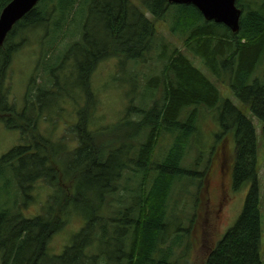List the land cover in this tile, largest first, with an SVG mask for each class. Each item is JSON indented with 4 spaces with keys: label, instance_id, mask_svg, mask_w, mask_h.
Wrapping results in <instances>:
<instances>
[{
    "label": "trees",
    "instance_id": "obj_1",
    "mask_svg": "<svg viewBox=\"0 0 264 264\" xmlns=\"http://www.w3.org/2000/svg\"><path fill=\"white\" fill-rule=\"evenodd\" d=\"M11 1L0 0V14ZM107 1L38 0L14 24L0 47V122L8 130L17 131L20 137V143L0 157V176H14L0 191L9 188L11 183L15 190L13 206L0 205V264H105L101 262L104 255L101 247L120 242L121 247L123 244L126 247V252L121 254L125 264H157L159 256L168 259L170 254L160 249L159 244L167 228L169 200L176 184L189 173L184 165L185 155L203 109L216 110L220 126L224 132L230 131L234 142V190L248 182L251 184L241 215L211 250L205 264H262L254 126L231 102L221 103L216 84L184 53L198 58L216 81L223 78L230 81L233 94L249 105L260 123L264 152V73L263 81L255 74L264 60V0H236L241 15L235 33L222 24L206 21L191 4L141 0L143 11L129 0ZM84 8L87 9L84 15L90 18L96 15L99 25L96 33L88 29L83 34V37H94L88 48L84 47V40L71 38L76 36L78 23L81 31L87 23L77 19ZM146 12L153 21L146 18ZM84 15L82 19L86 18ZM155 22L166 24L171 38L179 41L182 49L166 42L158 34ZM34 33L38 62L46 77L37 86L35 76L30 78L24 108L18 111L9 102L10 91L5 84L11 59L32 40ZM102 33L108 43L103 54L96 56L100 46L96 43L102 38L96 37ZM109 54L116 56L120 64L130 62L134 66L145 64L147 54L156 56L155 62L161 71L148 77L145 84L150 89V97L160 91V101L149 108L145 104L136 107L134 113L141 115L138 121L127 118L132 106L114 125L91 131L90 119L96 102L89 78L100 59ZM70 55L75 62L71 61L73 71L68 76L76 73V80L82 78L79 89L84 97V107L77 110L75 122L68 121L69 131L78 143L73 150L64 138L58 142L44 141L37 128L44 110L52 111L50 116H45L52 121L60 115L55 109L59 95L67 92L64 84L68 83L60 76L52 80L47 75H54L60 64L64 67ZM70 77L69 83L75 79ZM130 79L138 82L135 75ZM116 80L124 81L122 76ZM50 81L61 91L59 95L50 92ZM162 146H167L163 154ZM61 155L71 159L59 171ZM202 174L203 177L197 176L201 177L199 188L207 195L209 180L205 172ZM45 177L57 188L53 196L55 209L50 208L48 217L22 218L16 206L21 200L22 203L27 200L32 184ZM120 180H124L123 186L118 183ZM131 180L136 183L133 189L128 186ZM116 187L121 188L118 192L125 193V197L131 195L130 199L123 197L124 202L123 198H114L118 193L114 191ZM116 203L120 208L118 215L105 218L103 213L108 208L116 210ZM69 207L86 213L84 226L72 236L71 244L60 255L50 254L48 241L64 227V214ZM109 222L114 223L112 234H109ZM93 246H98L100 252L90 253L88 250Z\"/></svg>",
    "mask_w": 264,
    "mask_h": 264
},
{
    "label": "rangeland",
    "instance_id": "obj_2",
    "mask_svg": "<svg viewBox=\"0 0 264 264\" xmlns=\"http://www.w3.org/2000/svg\"><path fill=\"white\" fill-rule=\"evenodd\" d=\"M129 1L136 8L142 7V10L145 11V8L140 6L141 0ZM107 2L108 1L105 0V3ZM85 11H87L86 8L83 9V13H81L77 19H80L78 22H87L86 25L81 31L80 24L78 23V32L76 31V36H72L71 38L76 41L84 40L83 45L88 48V43L91 42L90 39L94 40V37L88 38L86 37L87 35L83 37V34L88 29L91 33H96L99 25L96 21V15L90 18L87 14L84 15ZM83 15L86 18L82 19ZM145 16L150 21H153L149 13L146 12ZM165 25L162 22H155L158 34H160L166 42L182 49L181 43L171 38L168 28ZM103 36L102 33V35L100 34L96 37L98 39L102 37L101 41L96 43V45L100 44V46H98L99 49L96 50V56H98L99 53L103 54L106 49L105 47L108 41L106 38H103ZM35 37V33L31 35L30 38H32V40H29V43L17 51L11 59V67L5 84L10 91L9 102L10 104H14L18 111L24 108L26 101L24 95L27 89L26 85L30 78L35 76V84L37 86L41 83L43 77H46L38 62L39 49L35 44ZM184 54L188 56V59L197 69L216 84L221 103L225 100L231 102L232 105L243 113L254 126L257 142L256 179L260 209L259 252L261 262L264 264V152L260 136V123L251 113L249 105L242 103L233 94L228 79L223 78V81H216L215 77L212 76L198 58H195L189 52ZM155 57L147 54L145 56L146 62H143L145 64L140 63L135 66L130 64V62L120 64L119 59L110 54L102 60L100 59L89 78V88L90 91L92 90L96 102L94 114L90 119L91 131H95L100 127H110L114 125L121 118H124L125 110L132 106L135 108L132 107L133 110H131V114H129L127 118L132 121H138L141 115L134 113L138 109L136 107L140 108L141 105L143 106L145 104V106L149 108L155 102L160 101L158 95L160 91L157 92L158 94L154 92L150 97V89L145 84L148 77L154 76L161 71L155 62ZM73 59V55H70L64 67H61L60 64L57 66L54 75H47L52 80L60 76L69 84L68 89L66 88L68 84H64L67 92H64L62 95H59L61 91L57 89L58 87L54 82L52 83L50 81L51 83L48 85L50 87L49 89H51L50 92H56L60 96V99L57 101L58 104L56 105L58 108L55 109V111L59 110L60 115H53L56 121L47 119L45 116H50L52 114V111L47 109L42 112L44 116L42 118L40 116L37 122V128L43 135L44 141L49 140L58 142L64 138L70 150H73L78 143L76 141L77 138H74L73 134L69 131L68 121L75 122L77 110L84 107L83 93L79 89L82 86V78L80 77V80H76L75 73L73 74L75 78L74 81L69 83V76L73 78L72 74L68 76L69 71H73V63H71V61H74ZM256 72L255 74L257 76L260 75L263 81L264 60L259 65ZM132 75L137 77L139 83L135 79H133V81L130 79ZM120 76L124 79L123 83L116 80ZM159 89H162V87ZM34 93H37V89L34 90ZM38 97L40 98L39 95L37 99ZM230 135V131L224 132L223 128L220 126L216 110H201L197 123V132L191 140L185 155L184 165L189 173L180 183L176 184L170 196L166 221L167 228L165 234L162 236L161 244H159V248L165 253L170 254V257L168 259L160 258V256L157 257V264H205L211 250L216 248L217 243L241 215L245 197L251 184L248 182L238 190H234L233 188L232 165L234 159V142L231 140ZM31 138L32 137H30L29 140H31ZM19 143V133L17 131L8 130L4 124L0 122V157ZM54 145L58 147L57 144ZM166 148L167 146H162L160 150L162 154L165 152ZM160 151L155 154H159ZM215 157L216 159L214 160ZM70 159L71 157L68 155L59 156V167H57V170H64V166L70 162ZM55 171L56 170H53V172ZM204 172L207 174L209 180L207 195L200 191L199 188V181L201 177H203L202 173ZM197 176L201 177L198 178ZM13 177V174L1 175L0 187L2 188L4 184L9 185L6 181H13ZM47 178L45 177L35 181L28 191L27 200H24L23 203L21 200L16 206L15 210L17 209V212L22 218L28 219L37 216L48 217L50 208L52 207V209H55V199H53V196L56 195L57 188L56 186H52ZM123 182L124 180H120L118 183L123 186ZM135 184L134 180H131L128 186L130 189H133ZM119 188L116 187L114 191H121V188L120 190ZM14 191L13 183H11L9 188L7 187L5 190L0 191V205L11 208L13 206ZM115 196L121 199L125 197V193L118 192L117 195H114V198ZM130 197L131 195L126 196L125 199L127 198V200H129ZM91 199L93 201L92 196ZM117 206L118 204L116 203L115 207ZM106 210L108 211L103 213L105 218L118 215L117 213L120 212V208L118 207L113 211H111V208ZM83 214L85 215L86 213L83 212ZM83 214L71 207L65 210L64 215H66V217L64 227L48 241L47 248L50 254L60 255L64 247L71 244L72 236H75L84 226L86 220L83 218ZM113 227L114 223L112 224L109 222V234L113 233ZM97 233H99L98 230L96 234ZM121 243L122 242L101 247L104 254L101 262L105 264H125L123 259H121V254L126 252V247L125 244L121 247ZM88 251L90 253L100 252L98 246H93L91 250L89 249Z\"/></svg>",
    "mask_w": 264,
    "mask_h": 264
},
{
    "label": "water",
    "instance_id": "obj_3",
    "mask_svg": "<svg viewBox=\"0 0 264 264\" xmlns=\"http://www.w3.org/2000/svg\"><path fill=\"white\" fill-rule=\"evenodd\" d=\"M174 4H191L206 21L222 24L231 32L239 29L241 11L236 7V0H168ZM38 0H12L0 14V47L16 22L22 19Z\"/></svg>",
    "mask_w": 264,
    "mask_h": 264
}]
</instances>
